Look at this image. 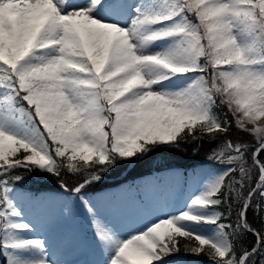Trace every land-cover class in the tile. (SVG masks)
<instances>
[{
    "label": "snow or ice",
    "instance_id": "snow-or-ice-1",
    "mask_svg": "<svg viewBox=\"0 0 264 264\" xmlns=\"http://www.w3.org/2000/svg\"><path fill=\"white\" fill-rule=\"evenodd\" d=\"M116 3L134 13L127 26L107 18ZM204 136L209 160L226 167L186 210L158 215L175 172L144 185L148 207L131 189L86 198L119 166ZM18 169L58 178L87 209L106 257L94 264H161L180 250L177 237L194 253L209 245L212 264L264 262V0H0V256L56 264L43 238L21 234L38 227L25 212L42 216L54 199L20 191ZM101 206L146 222L116 239Z\"/></svg>",
    "mask_w": 264,
    "mask_h": 264
},
{
    "label": "rangeland",
    "instance_id": "rangeland-1",
    "mask_svg": "<svg viewBox=\"0 0 264 264\" xmlns=\"http://www.w3.org/2000/svg\"><path fill=\"white\" fill-rule=\"evenodd\" d=\"M77 2L86 4L88 3V0H77ZM132 2H139V0H132ZM125 6L127 5L125 4ZM120 13H121L120 3H116L114 7L110 10V14L107 18L118 19L123 26H127V24H130L131 18L134 15V13H132L131 11V8H128L126 15H121ZM220 67H227V65H220ZM22 151L23 150L20 149V152ZM19 154L20 153L17 152L16 155ZM159 164L162 165V162L158 161L157 163H153V169L150 171V173L145 174L144 176L129 181L111 184L95 192L89 191L86 194V198L91 200L93 203H96L100 200V197L98 198V195L100 193H105L107 196L113 193L112 192L113 189H117L118 187H122L123 185L127 184V188H124L123 190L131 189V195L135 199L136 203L143 207H148L152 204L153 194L151 192L146 191L144 185L149 181L155 180L171 172H175L179 174V179L172 188L168 196L167 204L165 206L164 211L158 213V215L167 216L171 214H177L179 212L186 210L188 204L190 203V200L192 198H195V196L198 195L208 183H210L213 179L218 177L226 167V165L218 164L211 160H209L208 164L197 165L186 171H183L176 167H171V168L161 167ZM132 166L133 164H128L127 168H130ZM194 172L196 173V177L192 178ZM114 180H118V179H114ZM114 180L109 179L108 181H114ZM24 185L25 187L20 188V191H27L33 193L40 192L41 195L51 196L54 199V203L48 208L47 212L42 216L37 215L36 213H29L28 211H26L24 220L31 221L33 223H38V227L33 232L21 233V234L22 235L26 234L29 238H43L47 243L48 251L52 249L54 255L60 254L59 258H56L52 254L53 257L52 260L55 261L56 264L59 263L62 264L61 262L65 261L66 259L76 256L77 253H73L69 256L66 255L67 258L61 257L62 250L64 251L67 250V245H69L72 242L70 240L71 235L62 237L60 242V244L63 242L62 245L54 244V242L49 239V235L54 232L55 222L56 220L62 218L61 217L62 213L67 208L71 209V207L74 206L76 209L75 218H77L80 221L79 227L77 228L76 231V237L77 238L78 237L81 238V236L88 238L94 237L95 230H94V226L90 222V217L87 212V209L84 208L79 201L69 197L66 193L63 192L62 189L61 191L44 190L39 188L35 182H31V181H26ZM17 203H19V201H17ZM170 205H172V207H170ZM21 207L27 209L28 206L27 204H21ZM106 210H107L106 207L103 206L100 207L99 215L102 221V226L108 227L110 230H115L118 227V225L121 224L120 225L121 228H119L118 230L121 231L119 234L123 239L130 238V236L133 233L138 232L142 228L143 224L146 222L144 219H137L135 221V219H129L125 217H121L118 223L115 221L110 222ZM155 218H156L155 216L148 217V219H155ZM136 223H138L139 226H135ZM83 227L86 228L85 231L87 233L84 232ZM186 227L188 228V230L195 231L203 236H212L214 234L213 230L215 226L186 225ZM187 239L188 238L185 237H177V240L179 242L178 247L180 250L178 252L171 253L170 256L164 257L165 260L162 261L161 264H212V260H202L200 257L202 253L207 255L206 252L209 249V245L202 246L205 249V252L194 253L190 249H187L185 247ZM192 244L195 246H200L199 242L196 241L194 238L192 239ZM0 264H6L5 257L0 256Z\"/></svg>",
    "mask_w": 264,
    "mask_h": 264
},
{
    "label": "trees",
    "instance_id": "trees-1",
    "mask_svg": "<svg viewBox=\"0 0 264 264\" xmlns=\"http://www.w3.org/2000/svg\"><path fill=\"white\" fill-rule=\"evenodd\" d=\"M219 114L222 119H226L234 127L233 118L230 114H226V110L221 109ZM181 135H183V133ZM234 137L235 132H233V138ZM243 139H245V141L248 142L250 146H255L254 142L251 141V138L243 137ZM213 147H215V145L208 143V138L206 136L202 137L201 141L198 143H181L179 149H172L168 148L167 146H162L159 151L150 154L145 160L133 164V166L128 170H126L128 165H121L111 173L105 174L107 176L105 183L100 188L95 189L93 191H89L95 192L111 184L124 182L127 180H133L135 178L148 174L153 169V163H157L158 161L162 162V165L159 164L161 167H176L183 171L191 169L197 165L208 164L209 155L211 154ZM125 171V176L121 177V179L108 181L109 179H115L120 177V174ZM14 175H20L23 177V179L18 182L19 188L25 187L24 184L26 181H31L35 182L37 186L41 189L61 191L59 187L60 180L54 176H51V174L41 172L39 169H35L31 173L24 169H18L16 170ZM15 183L17 182H13L14 185ZM252 219H255L257 226H259V217L254 215ZM251 240L252 237L247 236L242 241L236 242V245L239 248L241 246V243L247 245ZM200 257L202 260H211L210 257L208 255H205L204 253H202ZM261 264H264V262H261Z\"/></svg>",
    "mask_w": 264,
    "mask_h": 264
},
{
    "label": "bare ground",
    "instance_id": "bare-ground-1",
    "mask_svg": "<svg viewBox=\"0 0 264 264\" xmlns=\"http://www.w3.org/2000/svg\"><path fill=\"white\" fill-rule=\"evenodd\" d=\"M122 188V189H121ZM124 188H127V184L123 185L122 187H118L117 189H113L112 192H117L121 191ZM106 196L105 193H100L98 195V198ZM172 207V205H170ZM107 216L109 221L113 222H119L121 216L114 215L108 208H107ZM62 218L59 220H56L55 222V230L53 233L49 235V239L54 242V244L59 245L61 242L62 237L70 236V240L72 241L69 245H67V250H62L61 257H66L73 254L77 253L76 256L66 259L65 261L61 262L62 264H94L96 261H101L105 259V254L101 251V249L97 246V241L96 237H84L81 236V238L76 237V231L77 228L79 227L80 221L75 218L76 217V209L75 207L67 208L63 213H62ZM137 219H135L136 221ZM121 225V224H120ZM118 225V227L115 230H111L115 236L116 239H123L120 236V232L118 229L121 228V226ZM86 226V225H84ZM135 226H139L138 223H136ZM84 232L85 227H83ZM134 234V233H133ZM132 234V235H133ZM63 242L60 244L62 245ZM80 251V252H79ZM49 259H53L52 254L53 250L50 249L49 251ZM69 252V253H68ZM79 252V253H78ZM68 253V254H66ZM56 258H59L60 254L54 255ZM67 258V257H66ZM168 262V261H167ZM166 262V263H167ZM60 264V263H59Z\"/></svg>",
    "mask_w": 264,
    "mask_h": 264
}]
</instances>
